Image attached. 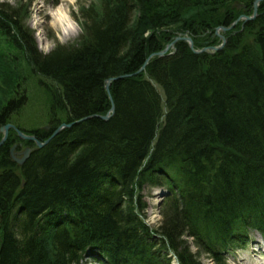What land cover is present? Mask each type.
<instances>
[{"label":"trees","instance_id":"16d2710c","mask_svg":"<svg viewBox=\"0 0 264 264\" xmlns=\"http://www.w3.org/2000/svg\"><path fill=\"white\" fill-rule=\"evenodd\" d=\"M256 1L199 0L202 11L180 18L159 1L102 0L82 14L76 43L48 55L0 5V31L50 81L39 82L51 98L45 124L80 121L22 167L10 138L0 148V264H84L91 250L104 264H172L171 250L180 264H201L200 251L215 259L227 240L264 234V1L255 20L228 31L225 48L196 54L182 41L139 72L171 43L166 20L212 32L237 22L231 4L253 13ZM217 41L196 35L194 44ZM24 105L8 102L0 127L44 140L14 122ZM147 185L171 193L157 231L141 219Z\"/></svg>","mask_w":264,"mask_h":264},{"label":"rangeland","instance_id":"374dc122","mask_svg":"<svg viewBox=\"0 0 264 264\" xmlns=\"http://www.w3.org/2000/svg\"><path fill=\"white\" fill-rule=\"evenodd\" d=\"M158 1L164 7L162 8V12L166 14L172 11V14L180 18L189 17L195 12L202 11L204 8L200 6L199 0H153L155 3ZM101 2L102 0H0V5L2 4L1 9L5 15L9 14L15 17L18 29L20 28V30L26 32L35 40L38 51L43 55H48L59 45L70 46V44L76 43L82 32V27L80 26L83 20L82 14L85 11L91 10V8L97 10L100 8ZM262 5L263 3L258 8L262 9ZM169 7L173 8L167 11ZM230 8L237 9L241 13L238 25H241L243 20L253 15L252 12L243 9L238 3L231 4ZM61 11L67 17L68 22L71 23L67 29L57 24ZM218 14V16L222 15L220 12ZM166 23L168 24L165 28L166 32L168 33L172 29L173 37L182 34L183 36L190 37L192 42H194L195 36L198 35L199 41L202 40L203 43L217 37L216 46L223 44L222 37L225 38L227 44L229 42L228 35H226L228 32L225 33L219 29L222 26L215 27L212 32L200 30V28H197L198 26H195V32L193 31L192 33V30L189 31L190 27L183 29L184 25L181 23L175 24L171 20H166ZM172 51L173 49H170L168 53ZM39 82L44 85H50V81L40 77L33 71L28 61L24 44L20 42L18 47L15 46L13 41L9 40L3 31H0V112L11 100L17 103H25L23 112L19 113L20 115L18 114L13 120L28 131L33 128L44 130V127L48 126L37 127L40 123H46L48 117L45 114H47L46 111L49 109L51 103L50 96L39 86ZM23 99L25 101H22ZM164 110L165 106L162 113H164ZM41 117H44V119H41ZM3 136H5V133L1 131L0 127V139ZM8 136L11 142L16 143L17 146L20 145L21 148L16 151L18 155L23 154L24 149L36 147L31 142L30 144L29 142L15 139L17 136L15 131L10 130ZM45 138L48 137L43 136V139ZM140 197L142 202L146 203L142 214L143 219L147 220L151 226H161L162 214L159 211L161 203L158 200L162 198V192L147 185L142 189ZM257 234L255 233L253 236V244H248L245 252L240 251L231 256L227 260L228 262L226 261L227 264H264V240ZM185 241L192 247V253L196 254L199 247L193 243V238L185 237ZM198 253L201 264H216L204 252ZM87 264H94V262Z\"/></svg>","mask_w":264,"mask_h":264},{"label":"water","instance_id":"95a60500","mask_svg":"<svg viewBox=\"0 0 264 264\" xmlns=\"http://www.w3.org/2000/svg\"><path fill=\"white\" fill-rule=\"evenodd\" d=\"M262 1H264V0H257L256 2H255V4H254V8H255V13H254V17L256 16V14H257V12H258V6H259V3L260 2H262ZM246 20L247 21H249V20H253V17L251 18V17H248V18H246ZM223 31H226V30H228L227 28L225 29V28H223L222 29ZM184 40H186V41H188L189 42V45L191 46V50H192V52L193 53H196V54H200V53H205L206 51H208L209 49L208 48H205V49H203V50H201V51H196V50H194V46L191 44V40L189 39V38H184ZM179 41H181V39L180 38H178V39H176L171 45H170V47H168V48H166V50L165 51H163V52H160L159 54H157L156 56H158V57H161V56H163L164 54H166L170 49H171V47L175 44V43H177V42H179ZM224 46H222V47H219V48H212V50L213 51H216V50H221L222 48H223ZM149 62V61H148ZM114 79H110V80H108L107 81V85H106V90H107V93H109V95H110V99H111V101H112V97H111V93H110V91H109V89H110V85H111V83H112V81H113ZM111 112H112V114L115 112V106L113 105L112 106V109H111ZM110 113H108L107 114V116H104V117H101L100 116V118H102L103 120H105V121H107V120H109L110 119ZM80 121H77V122H74V123H70V124H67V123H63V125H61L59 128H57V130L53 133V136H57L59 133H61V132H63V130L65 129V128H68V129H70V128H72L73 126H74V124H77V123H79ZM9 129H12V130H14V131H16L17 132V135H18V137L20 138V139H22V140H24V141H27V142H35L36 144H37V146H38V148H42L44 145H47V144H49V139L48 140H46L44 143L41 141H39L37 138H36V136L35 135H33V134H26V133H24L23 131H21L20 129H17L14 125H11V124H7V126H5L3 129H2V131L5 133V136H4V138L0 141V148L5 144V142L7 141V138H8V134H9ZM16 149H17V146H14V147H12V149H11V151H10V154H12V157H14V159H15V162H16V164H21V165H23L28 159H29V157H30V149H25V151L23 152V157L20 159H18L17 157H19V155L17 154V153H15V151H16Z\"/></svg>","mask_w":264,"mask_h":264},{"label":"bare ground","instance_id":"6f19581e","mask_svg":"<svg viewBox=\"0 0 264 264\" xmlns=\"http://www.w3.org/2000/svg\"><path fill=\"white\" fill-rule=\"evenodd\" d=\"M60 18H59V21H58V23L57 24H59V25H62V28H65V29H67L68 27H69V25L71 24L70 22H68V20H67V17L63 14V11H61V15L59 16ZM139 72H141V70L139 71ZM52 134V133H51ZM8 138H10V137H8ZM55 138V136H49V143H51L52 142V139H54ZM9 145L11 146V147H14V146H17L16 145V143H14V142H11V143H9ZM12 159V161L15 163V159H14V157L13 158H11ZM54 228V227H53ZM244 237L243 236H239V239L237 240H234V239H230V240H227L226 241V243L227 242H231V243H229L230 244V246H236V245H241V243L242 242H244ZM234 243V244H233ZM226 256H224V258H225Z\"/></svg>","mask_w":264,"mask_h":264}]
</instances>
